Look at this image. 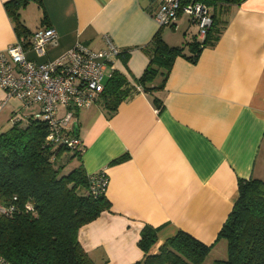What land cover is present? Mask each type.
<instances>
[{
	"label": "crops",
	"instance_id": "1",
	"mask_svg": "<svg viewBox=\"0 0 264 264\" xmlns=\"http://www.w3.org/2000/svg\"><path fill=\"white\" fill-rule=\"evenodd\" d=\"M10 1L0 0V50L46 26L56 30L57 44L42 56L26 44L32 61L54 59L76 42L99 49L104 34L122 50L114 70L133 86L129 97L111 115L95 101L75 110L70 121L82 148L74 166L81 161L87 175L104 170L109 178V210L78 231L90 259L140 261L141 231L151 226L157 240L149 253L184 231L210 246L201 264H220L227 252L218 234L237 199L238 180H264V0L215 7L221 32L195 62L188 57L189 43L198 39L196 24L181 13L160 27L152 16L157 0H29L17 6V18ZM17 22L27 36L18 35ZM157 32L169 46H182L183 54L163 87L145 92L136 81ZM5 96L0 88V132L12 127L13 117L39 111L38 104L24 106L15 97L2 104Z\"/></svg>",
	"mask_w": 264,
	"mask_h": 264
},
{
	"label": "trees",
	"instance_id": "2",
	"mask_svg": "<svg viewBox=\"0 0 264 264\" xmlns=\"http://www.w3.org/2000/svg\"><path fill=\"white\" fill-rule=\"evenodd\" d=\"M28 1H10L9 12L17 18V6ZM200 1L209 10L212 25L203 40L189 43L192 55L188 58L193 62L203 47L215 43L221 32L212 10L219 4H240L243 0ZM16 28L18 35H26L21 22ZM147 50L148 65L136 81L145 92L162 88L175 58L183 54L182 46H169L158 32ZM157 77L161 78L159 83H155ZM132 90L127 78L113 70L96 102L111 115ZM153 101L159 105L157 98ZM35 114L0 132V202L8 204L16 196L17 206L11 216L0 217V256L15 264H95L80 245L78 231L109 210L110 202L105 193H93L92 174H86L81 161L61 174L69 161L79 159L82 148L48 142L47 121L34 117ZM77 130L75 126L67 133L76 137ZM125 158L123 155L113 162ZM26 203L32 204L33 211H25ZM218 238L226 241L227 252L226 258L218 261L220 264H264V180H238L237 199ZM156 240L157 230L144 227L139 240L144 256L132 264H201L210 250V246L190 234L178 231L151 254L149 250Z\"/></svg>",
	"mask_w": 264,
	"mask_h": 264
},
{
	"label": "built area",
	"instance_id": "3",
	"mask_svg": "<svg viewBox=\"0 0 264 264\" xmlns=\"http://www.w3.org/2000/svg\"><path fill=\"white\" fill-rule=\"evenodd\" d=\"M181 13L196 24L197 37L203 40L212 25V17L200 0H157L152 16L162 27L172 25ZM57 40L56 30L46 26L33 31L28 38L19 37L0 50V88L6 92L2 104L10 97L17 98L24 106L38 104L40 108L34 117L47 121L46 140L73 148L80 145L78 138L67 133L71 130L73 113L96 101L122 50L110 35L104 34L103 46L99 49L76 42L51 60L35 62L25 56L26 44L37 56H42L49 46L57 44ZM60 109L66 110L62 116L58 115ZM11 120L13 124L21 118L15 116ZM90 178L93 193H105L109 181L107 173L101 170ZM15 201L16 196L8 204L0 202V217L16 212ZM24 209L33 211V206L26 203ZM0 264L15 263L0 256Z\"/></svg>",
	"mask_w": 264,
	"mask_h": 264
},
{
	"label": "rangeland",
	"instance_id": "4",
	"mask_svg": "<svg viewBox=\"0 0 264 264\" xmlns=\"http://www.w3.org/2000/svg\"><path fill=\"white\" fill-rule=\"evenodd\" d=\"M66 159V157L64 158ZM64 162V161H63ZM76 164V160H71L69 161L61 170V174H66L68 173Z\"/></svg>",
	"mask_w": 264,
	"mask_h": 264
}]
</instances>
